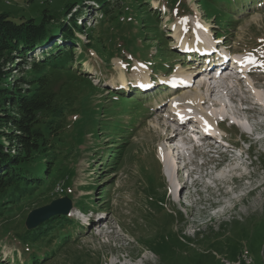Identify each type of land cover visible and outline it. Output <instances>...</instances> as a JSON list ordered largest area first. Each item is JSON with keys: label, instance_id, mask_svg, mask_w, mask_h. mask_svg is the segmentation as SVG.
<instances>
[{"label": "rangeland", "instance_id": "1", "mask_svg": "<svg viewBox=\"0 0 264 264\" xmlns=\"http://www.w3.org/2000/svg\"><path fill=\"white\" fill-rule=\"evenodd\" d=\"M254 1L256 0H224V6L221 7L220 3L216 6L215 0H148L154 12H150L153 18L158 15L156 20L149 24L154 23L157 29L150 28L144 39H135L132 47L136 48V52H133V55L141 61H145L143 56L148 55L149 61L155 67L160 64L172 65L176 70L166 79L164 75H155V81L161 86L153 92H148L146 96L133 95V101L126 97V93L117 95L116 90H119L120 85L127 92L137 87L146 89L148 76H153L146 66H139L137 61L131 60L130 67L126 68L122 60L114 57H110L108 64H104L98 59L97 50H91L89 56H84L87 58L86 62L78 64L83 52L81 45L74 42L70 44L77 48V53L74 57L71 56V60L77 61L76 64L73 62L72 68L79 74V78L72 76L69 82L84 97L79 106L80 112L75 115L78 120L76 134L73 135L75 127L70 125V128L60 135L64 145L57 144L56 147L57 162L61 163L57 183L31 202L13 207L10 212L13 219L0 221V232L6 230L10 235L2 237L0 234L2 264H28L26 261L34 253H45L50 258L43 264H236L246 252L248 255L241 256L243 264H264V129L261 128L264 127V117L257 113H263L264 108L252 102V99L257 100L264 106V1L260 5H256ZM67 5L80 6L76 9L81 14L78 21L81 27L85 26L87 31L96 28L100 7L94 0H34L30 4L25 0H0V14H7L18 23L28 19L38 23L42 20L44 11L61 14ZM73 12L74 10L70 11L71 14ZM215 32L217 36L224 38L215 42L221 52L224 48L243 55L247 60L263 63L257 64L258 67L251 71L249 79L243 77L240 84L237 83L240 90L235 87L226 94L222 91L217 93L218 96L215 91L213 94V97H220L222 102L228 105L225 114L236 119L220 126L226 131L227 141L234 144L244 140L246 143L242 148L245 152L250 148L247 156L249 160H238L239 163H235L231 158H227L225 163L221 164L219 173L210 171L206 173V177L211 178L217 172L214 178L216 179L223 173L228 177L229 185L219 191V187L213 182L204 183L211 185V191L198 199L193 197L199 200V203H194L191 190H187L179 204L172 199L168 180L162 174L160 161L157 160L159 149H165L163 133L166 128L169 131L172 129V124L166 118L174 110L168 106L171 94L162 92L161 88L166 86L164 83L172 87L174 84L168 82L173 78L180 80L177 74L178 71L185 70L180 66L183 63L184 66L190 62L186 64L191 67L187 71H195V63L190 60L194 59L192 55L189 58L181 56L185 54V50L193 49L185 45L193 44L195 39H199L200 45L197 47H201L202 41H206L209 46L211 41L207 37ZM120 35L122 34L117 33L116 37ZM82 38L83 40L78 37L85 41L84 34ZM157 39L162 42L158 44ZM118 40L116 45H122L121 40ZM163 48L167 49V61H162L158 55ZM98 49L101 50V47ZM39 50L30 57L36 60ZM107 52L112 54L108 45L103 58L112 56ZM215 61H221L220 57L217 56ZM92 64L99 66L102 73ZM23 68L28 69L29 64H25ZM138 70L140 77L147 76L144 81L137 79ZM238 72L235 73L237 76ZM69 74L71 73L63 74V78ZM198 75H202L201 78L205 76L204 73L198 72L193 73L191 77L196 78ZM220 82L222 81L213 80L212 83ZM245 83L256 88L259 98L255 92H247ZM232 84L235 85L234 82ZM199 85V88L189 86L191 92L194 93L195 90L198 95L208 96L210 93L205 91L206 87L201 89ZM121 96L127 99L119 102ZM154 99L157 100L153 101ZM243 108L252 110L242 114ZM5 109L7 110V107ZM204 109L212 118L213 110L203 107V112H206ZM202 111L197 113L191 110V116L199 123L203 121L202 123L208 125L209 122L204 120ZM240 116L243 118L239 122L237 119ZM246 116L250 121H246ZM197 121L195 124L199 127ZM67 123H70L69 118ZM240 124L247 133L252 132L253 136L241 131L238 127ZM108 133H111L114 139L105 135ZM121 133H124V136ZM181 138L183 137L178 138V141H181ZM183 141L182 139L181 142ZM114 142H120L122 148H111L116 147ZM210 142L213 143L211 140L203 143ZM109 149L114 152L126 151L118 155L120 161H107L108 157L103 160ZM120 162L121 165L118 166ZM109 163L117 164L112 170H108L104 166ZM230 167H236L238 171L230 173ZM180 173V180L184 181L185 173ZM174 177L175 173L172 171L171 179H175ZM101 189H104L105 197L98 200ZM225 192L227 195L223 196ZM63 196L69 198L73 204L68 215L70 222L58 220L52 224V229L62 225L64 231H67L66 235L71 237V242L67 243L64 249L54 253L58 242L50 244V241H44L42 244L37 242L31 245L33 248L26 245V248L11 239L14 232H23L26 217L32 210L44 208L48 202L62 199ZM88 199L93 205L85 206L86 217H91L94 222L99 219L98 225L103 219L104 224L100 225V228L105 225L104 230L96 232L98 227L90 228L89 225L82 224L85 221L80 217V212L84 211L80 206ZM46 250L48 251L44 252Z\"/></svg>", "mask_w": 264, "mask_h": 264}, {"label": "trees", "instance_id": "2", "mask_svg": "<svg viewBox=\"0 0 264 264\" xmlns=\"http://www.w3.org/2000/svg\"><path fill=\"white\" fill-rule=\"evenodd\" d=\"M33 1L25 0L27 4ZM94 1L100 7L98 15L100 18L96 22V28H90L88 31L84 29L85 26L81 27L78 24L81 14L76 8L80 7L79 5H67L61 14L44 11L42 20L38 23L32 19L18 23L7 14H0V221L13 219L10 216L13 207L31 202L57 183L61 163L57 162L56 147L57 144L64 145L60 135L70 128V125L75 127L73 133L75 136L78 127L75 115L79 114L80 103L84 101L83 95H80L69 82L72 76L79 78V74L72 68L73 62L76 64L77 61L71 60V56L74 57L77 53V48L70 45L71 43L81 45L83 52L78 64L86 62L87 58L84 56H89L91 50L94 52L97 50L96 55L104 64H108V59L114 57L122 60L126 68L130 67L131 60L134 59L146 64L151 71L166 70L163 64L158 67L148 65L147 54L143 56L145 61L133 55L136 48L132 46L138 40L136 38L144 39L150 28L152 30L157 27L154 23L149 24L156 20L158 15L153 18L150 12H154L148 0ZM215 2L216 6L217 3H220L221 7L224 6V0ZM207 9L209 11V8ZM71 10H74L73 14L70 13ZM77 33L84 34L85 41L78 39L75 36ZM117 33L122 35L116 37ZM117 39L121 40L122 45H116ZM157 42L160 44L162 41L157 39ZM107 45L110 46L112 54L107 53L112 56L103 58ZM98 47H101V50ZM38 49L40 53L34 60L30 56ZM159 52L161 60L167 61L165 57L167 49H160ZM25 64H29V68L24 70ZM92 66L102 73L99 66L95 64ZM164 71L160 70V74ZM67 72L71 74L63 78V74ZM128 98L133 101L132 96ZM124 99L122 96L119 102ZM67 118L70 119V123H67ZM105 135L109 139H114L111 133ZM121 135L124 136V133ZM113 144L116 147L111 148H122L120 142ZM125 151L114 152L113 149H109L102 159L108 157L107 161L114 159L120 161L118 155L124 154ZM116 164L109 163L104 167L112 170ZM101 171L103 172V168ZM99 195L98 200L105 197L104 189H101ZM89 200L80 206L82 211H87L86 207L93 205ZM58 220L70 222L68 216L53 217L31 231L23 227V232H14L11 239L26 248L37 242L41 244L44 241H50V244L58 242L54 253H59L72 239L66 235L64 226L52 229V224ZM6 232L9 231L0 232L2 237L10 236ZM49 259L45 253L41 255L34 253L26 262L43 264Z\"/></svg>", "mask_w": 264, "mask_h": 264}, {"label": "bare ground", "instance_id": "3", "mask_svg": "<svg viewBox=\"0 0 264 264\" xmlns=\"http://www.w3.org/2000/svg\"><path fill=\"white\" fill-rule=\"evenodd\" d=\"M255 20V19H254ZM196 41L191 44V43H188L185 45V47H191V48H194V46L197 47V45H200V40L199 39H195ZM185 42V41H184ZM195 47V48H196ZM183 49V48H182ZM187 68H190L189 66H185V70L184 71H178V74L177 76L180 77V80L178 81V78L175 79L173 78L171 81L168 82V84H174L175 88H180V92L179 94H176L169 98V102L170 104L173 103V101L175 102V105L173 106V111L171 112L170 115H168V117L166 118L167 121H169L171 124H172V129L169 131V129L166 128V131L163 133V137L162 139L164 140V142L166 143L165 146V149H159L158 151V156H159V159L160 161L162 162V166L164 168V171L168 174H170L171 176V171H173V173L175 172L176 173V178L175 179H169L168 181V184H169V187H170V194H171V197L172 199L176 202V203H179L181 204V197L183 196V193L185 191H187V182H186V178L184 181L180 180V172H181V169H180V159H181V156H182V148L180 145H175V141L177 139V137H183L187 134V127L186 125L187 124H190L193 126V129L192 130H201V126L199 125V127H197V124L196 123V120L193 119V117L191 116V110H194V111H197V113L199 111H202L203 107L204 108H208L210 110H213V114H212V118H210L207 114H205L203 111L202 113L204 114V117L205 119H207V121L209 122V125L211 126H214L216 124V126H218L219 124L216 123V121L213 122V120H217V118H220L221 121L223 120H226L225 118V108L226 106L223 105L222 103V99H220V97H213V94H214V91H215V94L218 96L217 93H221L219 92V90H216L217 88L220 89L222 88V90L225 91V89H223V87L226 85L225 81L228 80L229 78H221V73L214 77H210L208 81L206 82H201V76H198L199 77V83H200V88H204L206 87V91L207 93L209 94L208 96H202V95H198V93H196V91L194 90V93L191 92L189 86H193L194 83H195V79H193L191 76L193 74V72H189L187 71ZM256 68V65L252 66V68L250 69V74L252 73L251 71L254 69L255 70ZM228 69H225V72H227ZM198 72H201V69H198L196 72L194 71L195 74H198ZM224 72V73H225ZM255 72V71H254ZM249 74V76H250ZM254 74V73H253ZM136 75L138 76V78H140V72L139 70L136 71ZM210 75V74H209ZM237 76V75H236ZM144 78L147 77L146 75L143 76ZM198 77H196V79H198ZM137 78V79H138ZM239 80V84H240V81L243 79L242 77H238ZM213 80H221L222 82H220V84H216V83H212ZM254 80V79H253ZM197 82V85L199 84ZM234 82V79L233 81ZM231 82V84H232ZM253 82V81H252ZM252 82H251V85H252ZM196 85V86H197ZM173 87V88H174ZM251 87V86H250ZM253 87V86H252ZM199 88V87H198ZM239 89V88H238ZM237 89V90H238ZM256 88L253 87V90L251 88L248 89V93H252V92H255L257 94V98H259V95L257 93V90H255ZM240 90V89H239ZM226 94V93H225ZM229 95V94H228ZM236 95V94H235ZM234 95V96H235ZM242 97V96H241ZM171 99V100H170ZM252 102H253V99H252ZM256 102H259L256 100ZM253 105V104H252ZM255 105V104H254ZM164 105L161 106V108L163 107ZM256 107V106H255ZM180 108V109H178ZM215 108V109H214ZM179 110H184L185 113H183L184 116H180L178 114H176L174 111H179ZM205 110V109H204ZM252 110V108H251ZM250 110V111H251ZM207 112V110H205ZM255 111V110H254ZM245 111L241 112L242 114H245L244 113ZM227 113V112H226ZM257 113L264 117V114L262 113V111H257ZM174 116H173V115ZM178 115V116H177ZM257 116V114H256ZM258 117V116H257ZM261 118V117H260ZM161 119V118H160ZM240 119H242V117H240L239 119H237V121L239 120V122L241 121ZM257 119V118H256ZM263 119V118H262ZM261 119V121H262ZM253 120V118H252ZM246 121H250L248 119V117L246 116ZM203 122V121H202ZM246 122V123H247ZM244 123V124H246ZM255 123V122H253ZM263 124V123H262ZM206 125V124H205ZM251 125V124H250ZM253 125V124H252ZM257 125V124H256ZM255 125V126H256ZM249 127V126H248ZM256 128V127H255ZM264 129V127H261ZM257 129V128H256ZM243 132L247 133L244 128L242 129ZM255 131V130H254ZM258 131V129H257ZM256 133V132H255ZM255 135V134H254ZM209 135H207L206 138H208ZM251 137L253 136V134L250 135ZM254 138V137H253ZM183 139V138H182ZM210 139V138H208ZM251 140V139H250ZM249 140V141H250ZM260 142V141H258ZM251 143V142H250ZM208 144V143H206ZM169 145V148H167L166 146ZM171 145H175L174 147H171ZM205 145V144H204ZM179 151H180V155H179ZM173 155H175V157H173ZM226 155H228V152H226ZM229 166V165H228ZM231 166V165H230ZM236 166V165H235ZM231 168V167H230ZM239 168V167H238ZM169 170V172H167ZM238 169L235 167V168H231L228 172H237ZM171 172V173H170ZM243 175V173L241 174V176ZM213 176V175H212ZM220 177H217L216 179L212 180V182L214 183V185L218 186L219 187V191L220 189H224V187L226 185H229L227 182H228V177H226V175L223 173L219 174ZM231 176V175H230ZM213 178V177H212ZM239 178V177H238ZM242 178V177H241ZM179 184L180 188H179V191H176L175 189V185ZM212 184V183H211ZM207 186V185H206ZM217 190V189H216ZM215 191V190H214ZM218 191V192H219ZM224 195H227V193H223V196ZM218 196V195H217ZM228 203V202H226ZM230 203V202H229ZM227 205V204H226ZM223 212V211H222ZM113 264V263H112Z\"/></svg>", "mask_w": 264, "mask_h": 264}, {"label": "water", "instance_id": "4", "mask_svg": "<svg viewBox=\"0 0 264 264\" xmlns=\"http://www.w3.org/2000/svg\"><path fill=\"white\" fill-rule=\"evenodd\" d=\"M72 204L66 198L51 202L44 208L32 210L26 217V228L32 230L58 215L66 216L70 213Z\"/></svg>", "mask_w": 264, "mask_h": 264}, {"label": "built area", "instance_id": "5", "mask_svg": "<svg viewBox=\"0 0 264 264\" xmlns=\"http://www.w3.org/2000/svg\"><path fill=\"white\" fill-rule=\"evenodd\" d=\"M246 255H248L247 252L242 254L241 256H246ZM241 256H240V262L238 261L236 264H240L241 263Z\"/></svg>", "mask_w": 264, "mask_h": 264}]
</instances>
